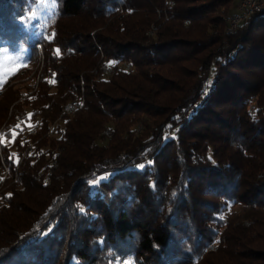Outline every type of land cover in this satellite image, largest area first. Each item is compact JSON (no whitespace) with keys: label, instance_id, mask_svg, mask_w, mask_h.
Returning a JSON list of instances; mask_svg holds the SVG:
<instances>
[{"label":"trees","instance_id":"16d2710c","mask_svg":"<svg viewBox=\"0 0 264 264\" xmlns=\"http://www.w3.org/2000/svg\"><path fill=\"white\" fill-rule=\"evenodd\" d=\"M30 2L0 0L2 41L35 66L0 92V264H200L230 203L264 233V8L228 33L236 0H57L46 41ZM226 224L242 239L216 264H264L253 226Z\"/></svg>","mask_w":264,"mask_h":264},{"label":"rangeland","instance_id":"374dc122","mask_svg":"<svg viewBox=\"0 0 264 264\" xmlns=\"http://www.w3.org/2000/svg\"><path fill=\"white\" fill-rule=\"evenodd\" d=\"M56 4L57 0H31V2L28 4L29 6H26L27 9V18H23L25 20V26L28 33L33 35V37L37 38L38 40H50V36L54 31L53 26V18L55 16V10H56ZM147 34H150L148 32ZM3 38L0 37V92L4 89L3 87H6L3 92L5 91H17L18 93H22L31 86L33 83V79H30V77L33 74V71H35V66L30 64L29 62V49L27 44L25 43H18L16 46H13L12 43L5 41ZM36 48V54H37V61L38 64L40 63V66L43 62V55H42V47L39 44H34ZM37 65V64H36ZM30 71V72H29ZM32 71V72H31ZM18 73L15 78L12 79V76ZM8 83V84H7ZM5 84H7L5 86ZM8 89V90H6ZM250 112L252 113V108L250 107ZM35 123L29 121L26 123V131L34 132L37 130V126L34 125ZM34 125V126H33ZM36 127V128H35ZM53 128V126H52ZM51 128V129H52ZM55 129V128H54ZM140 129V126L137 127V131ZM12 134H15V132L12 131ZM53 135V133H50ZM104 136L109 137V134L107 132L103 133ZM1 141L6 145H11V139H4L1 138ZM107 140H105L106 142ZM3 160V159H2ZM158 166L160 167V174L167 171V166L163 164V162H159ZM3 168L0 169V176H4L6 174V167L3 165ZM177 172V171H176ZM175 172V173H176ZM178 174H172L168 173L167 178L172 179L174 176H177ZM47 177H45L44 180H46ZM47 183V182H46ZM227 209L222 213V216L226 219L221 223V228L218 230L219 234H224L226 238H228L225 242L223 241L218 249H217V238L218 236L213 239V243L208 244L202 249L200 255L198 256L197 261L200 264H216V263H222L227 260L228 256H231L232 254L229 250L231 243H236L239 240L242 239V233L236 231L232 232L230 231L225 232L224 224H226L227 227H250V225L253 226V223L247 219V214L245 213L247 209L245 210L243 205L240 204H233L230 203L227 207ZM210 227L213 229H217V223H210ZM253 233L250 234V236H255V243H249V248L252 251H264V233L260 232V229L254 228L253 226ZM255 230V231H254ZM263 234V236H262ZM261 236V237H260ZM261 238V240H260ZM233 239V240H232ZM260 240V241H259ZM105 258L110 259L103 260L101 259L103 263L105 264L108 262V264H136V262L132 259V257H128V255H124L122 257H117L118 253L113 251H106L104 253ZM112 259V260H111ZM142 263H144V259L142 258L140 260ZM255 264H262L260 261L255 262Z\"/></svg>","mask_w":264,"mask_h":264},{"label":"built area","instance_id":"2783aa9c","mask_svg":"<svg viewBox=\"0 0 264 264\" xmlns=\"http://www.w3.org/2000/svg\"><path fill=\"white\" fill-rule=\"evenodd\" d=\"M263 8L264 0H236V12L233 14V20L231 21V32L235 31L244 20ZM104 69L109 71V67L106 65H104ZM77 109L78 103H74V108L69 111H72V114L75 115Z\"/></svg>","mask_w":264,"mask_h":264},{"label":"bare ground","instance_id":"6f19581e","mask_svg":"<svg viewBox=\"0 0 264 264\" xmlns=\"http://www.w3.org/2000/svg\"><path fill=\"white\" fill-rule=\"evenodd\" d=\"M233 20V16L228 20V22L230 23V29L228 30V33H230L231 32V21ZM103 72H104V74H106V75H109L110 74V72H111V70H110V68H109V71H105V69L103 68ZM74 103H78V109H77V111L78 110H80L82 107H83V102L79 99V98H75L72 102H70L66 107H65V109H64V113L66 114V115H68V116H73V114H72V111H69L70 109H73L74 108ZM77 113V112H76ZM75 113V114H76ZM55 127H53L51 130H50V133H55V129H54Z\"/></svg>","mask_w":264,"mask_h":264},{"label":"crops","instance_id":"0c3cea01","mask_svg":"<svg viewBox=\"0 0 264 264\" xmlns=\"http://www.w3.org/2000/svg\"><path fill=\"white\" fill-rule=\"evenodd\" d=\"M236 12V7L232 10L231 14Z\"/></svg>","mask_w":264,"mask_h":264}]
</instances>
